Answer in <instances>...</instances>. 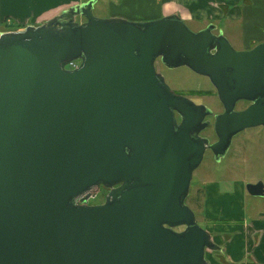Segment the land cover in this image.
Masks as SVG:
<instances>
[{"label": "water", "instance_id": "95a60500", "mask_svg": "<svg viewBox=\"0 0 264 264\" xmlns=\"http://www.w3.org/2000/svg\"><path fill=\"white\" fill-rule=\"evenodd\" d=\"M95 2L0 33V264H208L218 247L184 201L206 148L219 161L264 126V42L238 51L176 14L98 18ZM157 59L208 78L215 142L199 136L212 112L174 93ZM245 189L264 196L261 181Z\"/></svg>", "mask_w": 264, "mask_h": 264}, {"label": "crops", "instance_id": "0c3cea01", "mask_svg": "<svg viewBox=\"0 0 264 264\" xmlns=\"http://www.w3.org/2000/svg\"><path fill=\"white\" fill-rule=\"evenodd\" d=\"M87 1L0 0V33L28 25L39 26ZM92 11L100 17L103 13L105 18L119 17L137 22L176 14L184 22H201L198 30L212 24L222 32L224 27L227 30L236 25L241 33V50L264 40V0H96ZM218 23L226 26L220 27ZM219 183H205L203 220L238 223L206 226L212 242L218 247L210 250L211 258L205 255L206 261L208 264H264V212L259 211L251 218L245 216L243 200L247 192L243 181L233 182L231 191L221 189Z\"/></svg>", "mask_w": 264, "mask_h": 264}, {"label": "rangeland", "instance_id": "374dc122", "mask_svg": "<svg viewBox=\"0 0 264 264\" xmlns=\"http://www.w3.org/2000/svg\"><path fill=\"white\" fill-rule=\"evenodd\" d=\"M93 14H96L95 11ZM100 14H102V17L95 16L105 18L103 13ZM74 20L80 23L83 18L77 16ZM185 23L193 31L198 30L202 24L199 21H185ZM218 25L220 27L226 26L220 23ZM14 30L16 29H8V31ZM222 33L235 50H241V44H239L241 33L238 26L235 25L234 28H228L227 30L224 27ZM73 63L79 64L78 61ZM68 67H72V65ZM155 68L174 93L186 96L196 104L206 106L211 110L212 115H217L222 111L223 108L217 98L216 91L207 77L196 74L185 66L167 68L160 59L156 60ZM245 105L246 102L240 101L236 104L235 109H243ZM212 118L208 117L207 120L212 122ZM201 136L206 137L209 143L214 142L216 139L211 126L203 131ZM236 181H243L245 184L261 181L264 185V127L246 128L234 135L228 150L219 161L215 160L210 151H205L201 163L192 173L189 191L184 201L194 212L196 222L201 228L206 230V226L210 224L230 226L238 223L237 221L219 219L204 221L201 213L205 183L221 182L219 183L221 189L231 191L233 188L232 184ZM108 192L109 189L104 186L95 188L91 191L86 203L88 205L102 204ZM244 198L245 216L247 218H251L259 211L264 212V196H252L249 193H245ZM174 230L182 231L183 227L179 226L174 228ZM205 255L211 258L213 254L210 250H206Z\"/></svg>", "mask_w": 264, "mask_h": 264}, {"label": "flooded vegetation", "instance_id": "af4514ba", "mask_svg": "<svg viewBox=\"0 0 264 264\" xmlns=\"http://www.w3.org/2000/svg\"><path fill=\"white\" fill-rule=\"evenodd\" d=\"M215 34H217L218 32H220V30H218V29H213L212 30ZM262 42H264V40L263 41H261V42H254L253 44H251L247 49H242V50H250V49H252V48H254L256 45H258V44H260V43H262ZM240 101H243V102H246V105L244 106V108L243 109H245V108H247L248 106H250L251 104H252V101H248V100H239V101H237L236 102V104L238 103V102H240ZM236 104H235V106H236ZM223 108V107H222ZM243 109H240V110H243ZM234 110H236L235 109V107H234ZM240 110H236V111H240ZM211 111V110H210ZM222 111H223V109H222ZM222 111H220L219 112V114L222 112ZM216 115V114H215ZM215 115H209V116H206L205 118H204V120L203 121H208L207 119H208V117H213L212 118V122H209L208 121V126L206 127V128H204L203 130H201L200 132H199V136L200 137H203V138H206V137H204V136H201V134L203 133V131H205L206 129H208L210 126L212 127V129H213V133L215 134V132H214V128H213V123H214V116ZM176 117H177V119H178V121H179V117L176 115ZM260 127H264V126H260ZM216 136V135H215ZM217 140V137H216V139H215V141ZM214 141V142H215ZM208 143H209V141H208ZM211 143H213V142H211ZM211 143H209V144H211ZM205 151H210V149L209 148H206L205 149ZM211 152V151H210ZM205 153V152H204ZM212 153V152H211ZM213 155V154H212ZM214 157V156H213Z\"/></svg>", "mask_w": 264, "mask_h": 264}, {"label": "built area", "instance_id": "2783aa9c", "mask_svg": "<svg viewBox=\"0 0 264 264\" xmlns=\"http://www.w3.org/2000/svg\"><path fill=\"white\" fill-rule=\"evenodd\" d=\"M73 64H74V63H71V64H70V65H72V67H68L69 65H68L67 67H68V68H73V67H75L76 64H74V65H73Z\"/></svg>", "mask_w": 264, "mask_h": 264}, {"label": "trees", "instance_id": "16d2710c", "mask_svg": "<svg viewBox=\"0 0 264 264\" xmlns=\"http://www.w3.org/2000/svg\"><path fill=\"white\" fill-rule=\"evenodd\" d=\"M76 62V61H75ZM79 62V61H78Z\"/></svg>", "mask_w": 264, "mask_h": 264}]
</instances>
